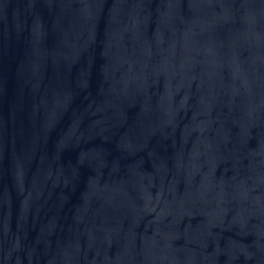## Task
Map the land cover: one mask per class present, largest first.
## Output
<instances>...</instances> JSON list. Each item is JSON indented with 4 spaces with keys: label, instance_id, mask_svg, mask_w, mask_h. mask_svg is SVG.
Listing matches in <instances>:
<instances>
[{
    "label": "water",
    "instance_id": "1",
    "mask_svg": "<svg viewBox=\"0 0 264 264\" xmlns=\"http://www.w3.org/2000/svg\"><path fill=\"white\" fill-rule=\"evenodd\" d=\"M0 264H264V0H0Z\"/></svg>",
    "mask_w": 264,
    "mask_h": 264
}]
</instances>
